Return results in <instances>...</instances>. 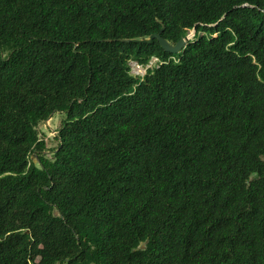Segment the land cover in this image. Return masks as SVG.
Segmentation results:
<instances>
[{"label": "trees", "instance_id": "16d2710c", "mask_svg": "<svg viewBox=\"0 0 264 264\" xmlns=\"http://www.w3.org/2000/svg\"><path fill=\"white\" fill-rule=\"evenodd\" d=\"M0 264H264V0H0Z\"/></svg>", "mask_w": 264, "mask_h": 264}, {"label": "rangeland", "instance_id": "374dc122", "mask_svg": "<svg viewBox=\"0 0 264 264\" xmlns=\"http://www.w3.org/2000/svg\"><path fill=\"white\" fill-rule=\"evenodd\" d=\"M195 33H196L195 29L190 30L188 35L191 37V40L194 38ZM156 61H157V59L154 58L152 60V63L149 65V67H151L153 65V63H155ZM130 64L132 65V72H135V73L140 72L142 75H144L149 68L148 65L147 66H142V65L139 66L134 61H132ZM57 115L53 119L46 121V127H43V125L40 126L41 136L42 137L44 136L43 131H45V133H46L45 139H46L50 148L56 147L58 145V144H56V142H54L55 141L54 135L56 134L57 127L60 124L61 114H57ZM59 116H60V118H59Z\"/></svg>", "mask_w": 264, "mask_h": 264}, {"label": "water", "instance_id": "95a60500", "mask_svg": "<svg viewBox=\"0 0 264 264\" xmlns=\"http://www.w3.org/2000/svg\"><path fill=\"white\" fill-rule=\"evenodd\" d=\"M165 29V26L162 28V31ZM162 31L158 33L151 34L149 37H142V38H123L122 41L125 42H137V43H154L155 40H158L160 45L163 49L167 52H171L174 54L180 53L183 49L187 46L191 37L186 35L185 37L181 38L177 43L173 44L168 39H166L162 35ZM196 32V29H195Z\"/></svg>", "mask_w": 264, "mask_h": 264}, {"label": "built area", "instance_id": "2783aa9c", "mask_svg": "<svg viewBox=\"0 0 264 264\" xmlns=\"http://www.w3.org/2000/svg\"><path fill=\"white\" fill-rule=\"evenodd\" d=\"M132 61H134V60H132ZM132 61H131V62H132ZM131 62H130V63H131ZM134 62H135L137 65H139V66L141 65V64H139L137 61H134ZM151 63H152V62H150L149 64H147L148 67H149V65H150ZM130 65H131V64H130ZM147 65H146V66H147ZM142 66H143V65H142ZM131 68H132V65H131ZM149 68H150V67H149ZM133 73H135V72H133ZM135 74H141V73L138 72V73H135ZM141 75H142V74H141Z\"/></svg>", "mask_w": 264, "mask_h": 264}]
</instances>
